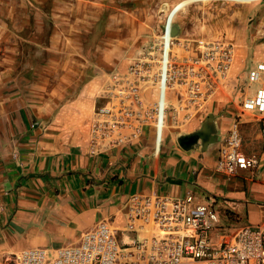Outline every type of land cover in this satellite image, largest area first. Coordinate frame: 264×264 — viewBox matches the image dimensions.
<instances>
[{
  "label": "rangeland",
  "instance_id": "1",
  "mask_svg": "<svg viewBox=\"0 0 264 264\" xmlns=\"http://www.w3.org/2000/svg\"><path fill=\"white\" fill-rule=\"evenodd\" d=\"M167 28L186 41L229 42L235 54L226 86L200 112L176 120L169 111L156 126L164 127L163 135H181L200 130L213 115L216 126L228 128L239 101L264 84L263 77L250 87L243 83L250 67L264 63V0H0V141L21 139L29 130L60 150L86 144L90 150L94 110L110 100L109 92L136 87L153 99V89L130 68L143 78L151 68L145 58H153ZM243 121V127L251 124L247 116ZM256 129L246 126V136ZM98 147L109 148L105 142ZM263 178L250 172L224 178L227 193L235 195L216 206L222 224L256 220L246 206L264 211V184L257 182Z\"/></svg>",
  "mask_w": 264,
  "mask_h": 264
},
{
  "label": "built area",
  "instance_id": "2",
  "mask_svg": "<svg viewBox=\"0 0 264 264\" xmlns=\"http://www.w3.org/2000/svg\"><path fill=\"white\" fill-rule=\"evenodd\" d=\"M151 54L153 58H145L151 68L143 78L137 67L130 69L153 89V99L147 100L136 87L109 92L110 100L94 110L90 153L99 152L102 142L109 148L133 144L150 126L161 134L164 127L156 125L165 122L169 111L172 119H190L226 86L235 53L229 42L186 41L167 28ZM262 77L264 63L258 62L243 83L250 87ZM169 92L174 94L171 103ZM237 106L220 139L217 171L228 177L239 172L264 177V84L245 94ZM246 116L259 130L262 154L247 150L242 130ZM257 182L264 184V178ZM12 264H264V223L224 225L215 202L199 201L192 193H134L76 242L22 249L13 255Z\"/></svg>",
  "mask_w": 264,
  "mask_h": 264
},
{
  "label": "crops",
  "instance_id": "3",
  "mask_svg": "<svg viewBox=\"0 0 264 264\" xmlns=\"http://www.w3.org/2000/svg\"><path fill=\"white\" fill-rule=\"evenodd\" d=\"M250 125L242 128L247 150L262 154L259 131L246 136ZM216 127L215 139L199 140L187 149L178 139L192 130L163 135L154 127L133 144L96 153H90L87 144L57 149L54 142L34 139L29 130L21 139L0 141V260H12L25 248L76 242L134 193H192L216 206L235 195L224 186V178L233 177L217 171L219 143L227 128ZM247 204V213L257 217L250 225L264 223V211Z\"/></svg>",
  "mask_w": 264,
  "mask_h": 264
},
{
  "label": "water",
  "instance_id": "4",
  "mask_svg": "<svg viewBox=\"0 0 264 264\" xmlns=\"http://www.w3.org/2000/svg\"><path fill=\"white\" fill-rule=\"evenodd\" d=\"M177 30L174 29L172 31L173 35H176ZM218 133V129L216 127V122L214 120L213 115H210V118H208V121L203 125V127L200 130L194 131L192 133L181 135L179 137V143L181 146L185 149L189 148L190 146L197 143L199 140H202L204 142L209 141L210 139H215V134Z\"/></svg>",
  "mask_w": 264,
  "mask_h": 264
}]
</instances>
